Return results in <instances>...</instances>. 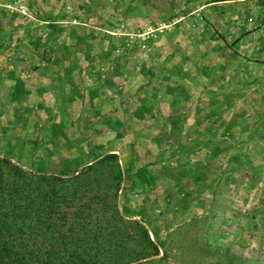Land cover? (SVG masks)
<instances>
[{"label": "rangeland", "instance_id": "obj_1", "mask_svg": "<svg viewBox=\"0 0 264 264\" xmlns=\"http://www.w3.org/2000/svg\"><path fill=\"white\" fill-rule=\"evenodd\" d=\"M106 154L163 264H264V0H0V158Z\"/></svg>", "mask_w": 264, "mask_h": 264}, {"label": "trees", "instance_id": "obj_2", "mask_svg": "<svg viewBox=\"0 0 264 264\" xmlns=\"http://www.w3.org/2000/svg\"><path fill=\"white\" fill-rule=\"evenodd\" d=\"M122 180L115 154L70 175L0 158V264H163L147 229L119 213Z\"/></svg>", "mask_w": 264, "mask_h": 264}]
</instances>
